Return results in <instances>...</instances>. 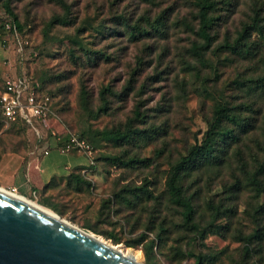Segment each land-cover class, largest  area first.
Returning a JSON list of instances; mask_svg holds the SVG:
<instances>
[{"label":"rangeland","instance_id":"obj_1","mask_svg":"<svg viewBox=\"0 0 264 264\" xmlns=\"http://www.w3.org/2000/svg\"><path fill=\"white\" fill-rule=\"evenodd\" d=\"M62 1L67 14L58 0H0V26L8 20L7 5L23 26L18 39L26 43L18 58L16 41L10 37L3 47L0 39V85L10 66L11 71L31 76L50 96L53 109L50 120L36 131L7 124L0 116V187L15 189L14 177L16 186H22L32 159L47 148L55 152V146L73 134L90 144L94 165H88L83 153L72 152L75 167L25 198L52 207L58 217L82 231L139 252L141 264H194L198 254L214 256L213 264H264V217L259 223L253 217L264 196L256 199L244 190L230 198L223 191L233 183L236 150L251 171L263 156L257 143L264 140V84L258 82L264 77V0H215V40L204 65L189 54L197 40L193 33L197 0ZM65 15L68 24L55 23ZM254 16L262 27L250 31L255 56L246 59L220 51L224 39L233 42ZM141 18L150 21L140 22L149 35L135 39L120 19L139 27ZM159 19L163 26L157 29ZM188 64L196 68L187 70ZM105 89L106 110L100 111ZM243 102L253 110L244 114L257 118L256 129L239 144L218 143L231 165L195 173L182 184L194 196L198 232L211 221L206 202L221 200L234 211L216 221L215 230L222 235L208 234L200 241L198 233L179 227V209L169 201L166 178L171 166L201 143L216 105ZM136 110L144 117L138 128L158 135L130 144L101 135L123 128ZM131 157L152 162L128 167L107 160ZM143 187L151 199L141 193ZM257 230L263 234L261 240L239 239Z\"/></svg>","mask_w":264,"mask_h":264},{"label":"trees","instance_id":"obj_2","mask_svg":"<svg viewBox=\"0 0 264 264\" xmlns=\"http://www.w3.org/2000/svg\"><path fill=\"white\" fill-rule=\"evenodd\" d=\"M59 5H61L62 9L67 14L68 7L62 1L58 0ZM215 0H197L196 4V13L194 14V20L196 23V28L193 30L194 35L197 40H195L190 48L189 54L193 57L198 64L204 65L207 57L206 54L211 50L212 45L215 40V35L213 34V29L215 27V21L212 20L213 14L215 13ZM5 13L7 15L8 20L3 22L0 26V33L3 32L5 23H11L18 34H21L23 31V26L19 23L17 17L12 13L10 8L5 5L4 6ZM161 19V18H160ZM160 19L157 20V29L161 28L163 25L160 22ZM55 23H61L63 25L68 24L67 16L61 17V20L55 18ZM120 22L126 26L128 30H131L134 33V38L142 35H149L147 29H145L140 22H146L150 24V21L145 18L139 19V27L132 26L126 20L120 19ZM261 21L258 16H254L251 19L250 26L243 27L236 35V38L233 42H230L228 39H224L223 43L219 46L220 51H228L233 55L240 56L243 58H250L251 55L255 56L256 54V46L249 42V38L252 30L260 29ZM264 28V27H263ZM151 29V28H150ZM155 29V26L152 27L151 30ZM251 31V32H250ZM133 38V39H134ZM195 66H191L188 64L187 70L195 69ZM31 77V76H30ZM258 82L264 84V77L258 79ZM4 87L1 81L0 85V95L3 92ZM40 93L43 96H48L43 91V88H40ZM109 93L108 89L103 90L100 95L101 108L100 111L106 110L107 105V94ZM86 93L83 90V95ZM49 97V109L52 112V101ZM243 111L252 112V108H249L248 104L240 103L238 105H216L212 112L211 120L207 121V130L205 136L200 144L194 145L185 156H182L175 164L171 166L169 175L166 178V187H167V195L170 203L175 206L179 211H177L181 224L180 228H183L186 232L190 233H198V239L203 241L208 234L217 233L222 235L221 232L215 230V223L220 218H225L227 215L232 216L233 210L231 208H226L225 205L221 202H216L214 200H210L206 202V210L211 213V221L209 225L198 232V224L195 221L196 211L193 205L194 196H189L186 191H184L182 184L188 180L189 177H192L195 173H200L201 171L230 166L231 158L226 156V151L222 150L220 146H217L219 142L225 143L228 141L231 146L234 144H239L242 142V137L248 135L250 132L256 129V121L257 118L251 115L244 114ZM144 119L142 114L139 111H135L133 114V118H130L125 123L124 127L121 126L118 129L106 130L102 132V136L105 139L111 140L118 144H130L139 139H150L153 135H158L157 132L145 129H140L137 126L138 121L140 119ZM42 124H38L37 126H41ZM24 128H27L24 125ZM264 134V127L262 129ZM210 142L211 144H209ZM233 144V145H232ZM259 149L263 153L262 160L256 161L253 170L251 171L248 167V163L245 161V158L241 151H237L235 153V161H236V172L233 173V183L228 187L224 186L223 191L227 192L230 198H235L239 193L244 190H250L253 192L254 197L256 199L264 196V140L262 143H257ZM161 152L157 153V156L160 155ZM108 161L113 164H123L128 167H140L147 166L152 162L150 158H138L131 157L126 161H121L118 158H109ZM46 188V187H45ZM143 195H145L148 199H151L152 196L148 193L144 187L140 190ZM130 193H136L137 190H129ZM221 202V203H220ZM45 208H48L55 212V210L47 205H43ZM249 216L250 213L247 212ZM253 217L254 220H257L259 223L261 218L264 217V204L259 205L256 209H253ZM252 218V216H251ZM257 218V219H256ZM227 230L228 228L225 227ZM261 229V228H260ZM263 234H261L260 230H257L252 236H243L239 239L243 241L251 242L252 238H256L261 240ZM214 256L208 254H198L195 257L194 264H213Z\"/></svg>","mask_w":264,"mask_h":264},{"label":"water","instance_id":"obj_3","mask_svg":"<svg viewBox=\"0 0 264 264\" xmlns=\"http://www.w3.org/2000/svg\"><path fill=\"white\" fill-rule=\"evenodd\" d=\"M0 264H136L60 217L0 192Z\"/></svg>","mask_w":264,"mask_h":264},{"label":"built area","instance_id":"obj_4","mask_svg":"<svg viewBox=\"0 0 264 264\" xmlns=\"http://www.w3.org/2000/svg\"><path fill=\"white\" fill-rule=\"evenodd\" d=\"M19 34L15 27L7 22L4 25L3 32L0 33L2 46L6 47L9 38L16 41L15 52L18 58H22L25 42L18 38ZM9 60H4V64ZM8 66L7 71L2 76L4 90L0 95V116L7 124H20L30 127L36 131L38 124H46L50 120L51 111L49 109V97L40 93V86L35 83L25 73L18 74L11 71ZM53 136L60 139L57 132L52 131ZM59 134V133H58ZM56 151L60 155H68L72 152L83 153L88 159V165L93 166V149L90 144L83 138L76 135H70L64 142L56 146ZM50 150L44 149L40 156H48ZM10 192L17 193L15 189Z\"/></svg>","mask_w":264,"mask_h":264},{"label":"crops","instance_id":"obj_5","mask_svg":"<svg viewBox=\"0 0 264 264\" xmlns=\"http://www.w3.org/2000/svg\"><path fill=\"white\" fill-rule=\"evenodd\" d=\"M75 165H77V160L74 156L70 154L60 155L57 153L56 149L55 152L50 151L49 155L45 157H41L39 154L29 163L26 172H22L23 185L16 186L14 177L12 186H14L15 190L19 193L21 189L23 190V192L20 193L21 196H29L34 193L35 190L42 189L53 176L59 174L65 175L75 167Z\"/></svg>","mask_w":264,"mask_h":264},{"label":"bare ground","instance_id":"obj_6","mask_svg":"<svg viewBox=\"0 0 264 264\" xmlns=\"http://www.w3.org/2000/svg\"><path fill=\"white\" fill-rule=\"evenodd\" d=\"M0 192L5 193L7 195H10V196L20 200L21 202L26 203L30 207H32V208H34V209H36V210H38V211H40V212H42V213H44L46 215H49L50 217H53V218H57L58 217L53 211L49 210L48 208H45V207H43V206H41V205H39V204H37V203H35L33 201H30L27 198H25L23 196H20L17 193L10 192V191L6 190L5 188H2V187H0ZM88 235L91 236L93 239L97 240L98 242L102 243L103 245L111 247L113 250L117 251L118 253H120V254H122V255L130 258V259H132L136 264H141L142 257H141V254L139 252L133 251L131 249L123 248L120 245L110 244L109 242L105 241L102 237L95 236L92 233H88Z\"/></svg>","mask_w":264,"mask_h":264}]
</instances>
